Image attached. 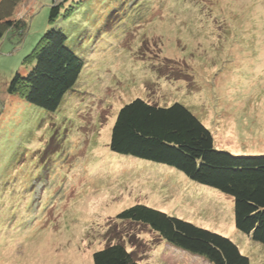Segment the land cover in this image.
<instances>
[{"label":"rangeland","instance_id":"rangeland-1","mask_svg":"<svg viewBox=\"0 0 264 264\" xmlns=\"http://www.w3.org/2000/svg\"><path fill=\"white\" fill-rule=\"evenodd\" d=\"M53 1L0 0V264H94L114 238L144 264H211L118 219L137 203L227 235L264 264L231 195L110 148L120 107L140 97L185 104L220 149L264 154V0H85L60 21L85 66L48 111L8 85L29 70ZM24 17L21 36L9 26Z\"/></svg>","mask_w":264,"mask_h":264},{"label":"trees","instance_id":"trees-1","mask_svg":"<svg viewBox=\"0 0 264 264\" xmlns=\"http://www.w3.org/2000/svg\"><path fill=\"white\" fill-rule=\"evenodd\" d=\"M84 1H53L51 25L24 59L29 70H18L12 77L9 94L56 111L74 90L85 61L71 46L60 21L73 15ZM27 27L24 17L9 29L24 36ZM110 148L122 155L167 164L193 181L231 195L236 228L264 244V154L218 148L212 130L185 104L162 106L140 97L124 104L112 127ZM117 217L146 225L170 248L203 257L211 264H251L231 237L160 209L137 203ZM93 262L144 264L136 250L116 238L93 253Z\"/></svg>","mask_w":264,"mask_h":264},{"label":"crops","instance_id":"crops-1","mask_svg":"<svg viewBox=\"0 0 264 264\" xmlns=\"http://www.w3.org/2000/svg\"><path fill=\"white\" fill-rule=\"evenodd\" d=\"M171 251L173 252V251H174V249H173V250L171 249Z\"/></svg>","mask_w":264,"mask_h":264}]
</instances>
